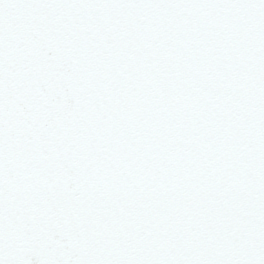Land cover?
I'll return each mask as SVG.
<instances>
[{
  "label": "snow or ice",
  "instance_id": "1",
  "mask_svg": "<svg viewBox=\"0 0 264 264\" xmlns=\"http://www.w3.org/2000/svg\"><path fill=\"white\" fill-rule=\"evenodd\" d=\"M0 264H264V0H0Z\"/></svg>",
  "mask_w": 264,
  "mask_h": 264
}]
</instances>
